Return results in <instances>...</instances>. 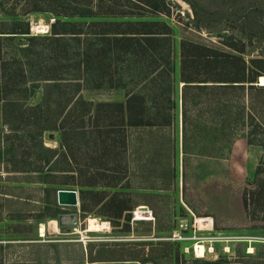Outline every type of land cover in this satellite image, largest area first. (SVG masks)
<instances>
[{"label":"rangeland","instance_id":"374dc122","mask_svg":"<svg viewBox=\"0 0 264 264\" xmlns=\"http://www.w3.org/2000/svg\"><path fill=\"white\" fill-rule=\"evenodd\" d=\"M28 1L9 4L22 13ZM116 4L156 18L168 37L164 48L177 80L185 42L195 46L192 54L208 55L190 69L200 78L240 76V60L247 78L264 76V0H165L156 14L125 1ZM5 17L0 9V21ZM25 19L35 36L49 34L55 22L50 13ZM167 79L159 77L157 87L149 82L146 88L145 81L134 87L154 106L155 96L171 85ZM183 85H171L178 99L174 112H149L154 126L129 128L118 112L111 118L99 112L101 119L98 112H63L60 123L69 138L50 165L52 154L43 146L59 150L62 131L40 135L33 126L25 130L22 122L14 123L11 115L7 119L19 128L12 130L0 104V264H204L222 257L232 264H263L264 212L252 215L244 194L253 188L257 169H264V90H191L183 116ZM126 90H84L82 98L125 103ZM39 100L35 96L30 104ZM226 104L235 107L229 117L223 112ZM226 120L234 131L225 130ZM51 133L55 140L48 138ZM60 155L63 162L57 164ZM36 164L42 172H34ZM105 174L118 181L109 185ZM93 178L96 186H86ZM59 190L77 191L80 206L60 208ZM115 200L133 209L130 222L114 217L109 206ZM70 214L78 215V225L61 226L59 218ZM199 219L212 224L202 229ZM196 245L205 248L203 257L195 256Z\"/></svg>","mask_w":264,"mask_h":264},{"label":"trees","instance_id":"16d2710c","mask_svg":"<svg viewBox=\"0 0 264 264\" xmlns=\"http://www.w3.org/2000/svg\"><path fill=\"white\" fill-rule=\"evenodd\" d=\"M10 1L13 0H0V9L6 16L4 21H0V104L6 120L5 125L12 127V130H19L14 123L20 121L26 127L25 130L33 126L40 135L47 131H62L59 150L43 146V150L52 154L46 163L48 165L61 148L66 147L69 137L60 119L67 110L85 112V115L98 112L99 119L104 115L99 112L106 113L108 118H111V112H118L120 116H126V125L129 128L148 127L155 125V118L152 119L149 112L176 110L178 99L173 98L171 91V85L175 81L184 84L180 94L183 116L188 112V95L191 90L207 91L213 89L211 87L234 91H245L246 87L264 90V86L257 85L261 76L246 77L244 60H240V76L221 81L200 78L197 71L190 69L196 62L206 60L208 55L192 54L195 46L187 42L182 44L183 60L177 80L175 69L170 64L171 53L165 52L164 48L169 41L168 37L161 32L156 18L151 19L139 12L128 13L116 8V3L125 1L135 10L145 8L156 14L162 13L165 0H29L23 6L22 13L17 12L15 4H9ZM30 13H50L54 16L55 22L51 25L49 34L35 36L30 32L29 22L25 19ZM23 37L27 43H17L18 38ZM137 75H143L139 82H135ZM161 76L167 77L171 85L155 96L156 104L151 106L147 94L137 91L134 86L145 81L146 88L149 82L157 87ZM128 79L130 82H127ZM129 85H133L132 89ZM107 87L128 89L126 102L94 103L82 98L84 90H101ZM209 95L211 94L208 93ZM35 96H39L40 100L31 105L30 101ZM233 108L234 105L223 106L227 117L233 115ZM9 116L13 117L14 123L7 119ZM167 119L169 124L171 114ZM29 120L33 122L29 123ZM82 123L84 125V121ZM231 123V120H226L228 127L225 130L234 131L229 126ZM35 156L36 163L42 161L39 154ZM61 162L60 155L56 163ZM34 169V172H42L43 167L37 165ZM102 176L106 180L110 179L109 185L118 181L114 176ZM97 183L93 178L86 186L95 187ZM251 185V190H245L244 203L253 215L264 212L263 168L257 169ZM98 201L104 200L101 198ZM127 204L124 200H115L108 206L114 211L115 218L130 222L133 209L128 208ZM211 222L210 219L198 220L202 229H206V224L208 226ZM250 252H253V248H250ZM260 259L264 262L263 256ZM204 264L232 262L222 257L216 262Z\"/></svg>","mask_w":264,"mask_h":264},{"label":"water","instance_id":"95a60500","mask_svg":"<svg viewBox=\"0 0 264 264\" xmlns=\"http://www.w3.org/2000/svg\"><path fill=\"white\" fill-rule=\"evenodd\" d=\"M258 83L261 84L260 77L258 79ZM258 84V85H259ZM260 86V85H259ZM48 138L50 140L56 139V134L51 133L48 134ZM78 193L76 191L71 190H59L57 192V198L60 205L64 206H78L79 198ZM59 222L61 226H77L78 225V215L77 214H70V215H62L59 218Z\"/></svg>","mask_w":264,"mask_h":264},{"label":"bare ground","instance_id":"6f19581e","mask_svg":"<svg viewBox=\"0 0 264 264\" xmlns=\"http://www.w3.org/2000/svg\"><path fill=\"white\" fill-rule=\"evenodd\" d=\"M260 81H261V84H259V85H260V86H264V76H262V77L260 78ZM104 224H105V223H104ZM98 228H99V226L96 225V226H95V230H98ZM196 251H197L199 257H203L204 254H205V248H204L202 245H198Z\"/></svg>","mask_w":264,"mask_h":264},{"label":"built area","instance_id":"2783aa9c","mask_svg":"<svg viewBox=\"0 0 264 264\" xmlns=\"http://www.w3.org/2000/svg\"><path fill=\"white\" fill-rule=\"evenodd\" d=\"M48 31H49V30H48ZM48 31H47V32H48ZM76 192H77V191H76ZM77 193H78V192H77ZM78 196H79V194H78ZM78 198H79V197H78ZM57 203H58V205H59L60 207H62V208H64V207H74V206H64V205H60V204H59V201H58V198H57ZM79 206H80V199H79V204H78V206H76V207H79ZM196 247H197V245L194 247L193 251H194L195 256L198 257V256H197Z\"/></svg>","mask_w":264,"mask_h":264}]
</instances>
